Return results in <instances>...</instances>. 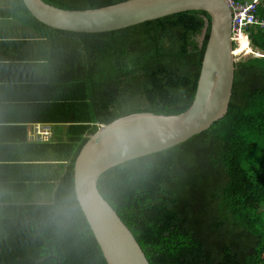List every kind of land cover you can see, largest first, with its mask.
Listing matches in <instances>:
<instances>
[{"label":"trees","instance_id":"1","mask_svg":"<svg viewBox=\"0 0 264 264\" xmlns=\"http://www.w3.org/2000/svg\"><path fill=\"white\" fill-rule=\"evenodd\" d=\"M44 1L83 10L124 0ZM13 8L21 33L42 40L48 54V83L36 86L42 99L24 100L44 104L38 119L56 130L50 141L34 142L25 139L34 122L20 127L26 158L6 166L0 181V264H107L75 196L74 160L101 123L190 106L210 17L190 10L74 32L38 21L22 0ZM254 17L247 27L254 54L235 61L225 115L98 178L150 264H264V0Z\"/></svg>","mask_w":264,"mask_h":264},{"label":"water","instance_id":"2","mask_svg":"<svg viewBox=\"0 0 264 264\" xmlns=\"http://www.w3.org/2000/svg\"><path fill=\"white\" fill-rule=\"evenodd\" d=\"M43 24L74 32H105L166 15L202 10L210 24L194 99L178 114L134 112L101 124L74 160L76 199L107 264H150L131 230L97 187L99 176L124 161L183 142L228 110L235 69L232 10L228 0H124L97 8H60L22 0Z\"/></svg>","mask_w":264,"mask_h":264},{"label":"crops","instance_id":"3","mask_svg":"<svg viewBox=\"0 0 264 264\" xmlns=\"http://www.w3.org/2000/svg\"><path fill=\"white\" fill-rule=\"evenodd\" d=\"M13 2L0 0V181L6 166L26 158L20 127L47 121L38 119L46 115L45 105H36V100L42 99L36 86L48 83L44 78L48 72L47 47L42 40L21 33L23 25L14 17ZM23 39L25 44L21 43ZM31 96L36 100H24ZM47 122L53 124L55 133L56 124Z\"/></svg>","mask_w":264,"mask_h":264},{"label":"built area","instance_id":"4","mask_svg":"<svg viewBox=\"0 0 264 264\" xmlns=\"http://www.w3.org/2000/svg\"><path fill=\"white\" fill-rule=\"evenodd\" d=\"M258 1L259 0H250L249 2H241L228 0L232 10V40L234 42H239L240 38H247V27L256 22L254 13ZM101 124H99V126ZM53 134L52 123L47 121L34 122L27 131V139L34 142H48L52 139Z\"/></svg>","mask_w":264,"mask_h":264},{"label":"rangeland","instance_id":"5","mask_svg":"<svg viewBox=\"0 0 264 264\" xmlns=\"http://www.w3.org/2000/svg\"><path fill=\"white\" fill-rule=\"evenodd\" d=\"M240 42H241V47L243 49H241V47L238 43H236V44L234 43V45H233L232 53H234V55H235V60L242 59V58L252 54V52H250L251 49H250V44H248V41H246V39L241 38ZM243 45H246V46H243Z\"/></svg>","mask_w":264,"mask_h":264},{"label":"clouds","instance_id":"6","mask_svg":"<svg viewBox=\"0 0 264 264\" xmlns=\"http://www.w3.org/2000/svg\"><path fill=\"white\" fill-rule=\"evenodd\" d=\"M247 35H248V34H247ZM246 39H247L246 41H248V44H249L248 36H247V38H246ZM233 43H235V44H236V43H238V44H239V42H234V41H233ZM250 49H251V51H250V52H252V54H254V51H252V48H251V46H250ZM235 61H236V60H235Z\"/></svg>","mask_w":264,"mask_h":264},{"label":"bare ground","instance_id":"7","mask_svg":"<svg viewBox=\"0 0 264 264\" xmlns=\"http://www.w3.org/2000/svg\"><path fill=\"white\" fill-rule=\"evenodd\" d=\"M240 40H241V38H240ZM239 45H240V47H241V42L239 41ZM241 49H243L242 47H241Z\"/></svg>","mask_w":264,"mask_h":264},{"label":"snow or ice","instance_id":"8","mask_svg":"<svg viewBox=\"0 0 264 264\" xmlns=\"http://www.w3.org/2000/svg\"><path fill=\"white\" fill-rule=\"evenodd\" d=\"M243 46H246V45H243Z\"/></svg>","mask_w":264,"mask_h":264}]
</instances>
